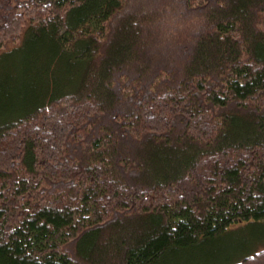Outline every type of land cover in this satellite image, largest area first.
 <instances>
[{
    "label": "trees",
    "instance_id": "trees-1",
    "mask_svg": "<svg viewBox=\"0 0 264 264\" xmlns=\"http://www.w3.org/2000/svg\"><path fill=\"white\" fill-rule=\"evenodd\" d=\"M246 222L264 0H0V264H190Z\"/></svg>",
    "mask_w": 264,
    "mask_h": 264
},
{
    "label": "rangeland",
    "instance_id": "rangeland-1",
    "mask_svg": "<svg viewBox=\"0 0 264 264\" xmlns=\"http://www.w3.org/2000/svg\"><path fill=\"white\" fill-rule=\"evenodd\" d=\"M252 248V251L264 248V224L246 222L229 228L220 239H214L212 243L203 245V251L200 253L208 251L206 259L199 256L190 264H222L247 253ZM198 253H193V258ZM249 253L250 251L247 254Z\"/></svg>",
    "mask_w": 264,
    "mask_h": 264
}]
</instances>
